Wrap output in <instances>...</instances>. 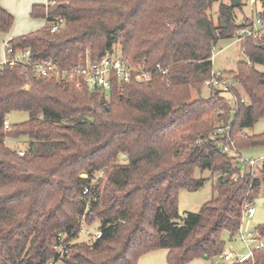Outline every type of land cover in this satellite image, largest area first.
<instances>
[{
	"label": "trees",
	"instance_id": "16d2710c",
	"mask_svg": "<svg viewBox=\"0 0 264 264\" xmlns=\"http://www.w3.org/2000/svg\"><path fill=\"white\" fill-rule=\"evenodd\" d=\"M55 2L47 9L34 5L31 16L60 17L64 27L51 32L43 26L11 38L15 51L29 49L34 61L72 67L86 51L98 58L118 47L131 64L144 63L152 78L121 83L113 78L105 94L36 78L21 66L0 70V264H48L58 256V234L66 246L63 264H137L157 250L167 252V264L219 258L222 233L230 239L238 234L243 205L264 185V163L257 176L238 163L241 151L264 146V133L244 131L264 118V72L256 69L264 68V33L240 42L247 60L237 62L230 77L219 72L236 85L232 112L222 94L211 91L203 98L201 87L213 73L212 48L252 26L236 22L241 5ZM214 5L216 18L209 15ZM253 7L264 19V0H254ZM13 21L0 6V36ZM155 64L168 68L167 76L153 71ZM13 112L29 118L5 128ZM226 127L238 157L220 148L225 134L213 138L216 128ZM20 141L26 142L24 150L13 147ZM204 172L215 177L216 196L198 213L180 218L178 191L199 190L210 179ZM90 216L97 221L94 234L74 239ZM256 230L264 238V225ZM253 255L256 264H264V248Z\"/></svg>",
	"mask_w": 264,
	"mask_h": 264
},
{
	"label": "built area",
	"instance_id": "2783aa9c",
	"mask_svg": "<svg viewBox=\"0 0 264 264\" xmlns=\"http://www.w3.org/2000/svg\"><path fill=\"white\" fill-rule=\"evenodd\" d=\"M56 4L55 0H48L45 4L46 9L53 7ZM250 6H253L254 0H249ZM251 28L247 31H239L235 40L239 43L244 39L245 36H251L253 38L259 37L260 34L264 33V19L258 18L256 15L251 20ZM63 24V19L60 17H55L52 21H46L44 26L49 28L51 32H56L60 29ZM0 70L4 67L21 66L30 70V73L36 78H47L54 80L55 82H60L64 84L73 85L76 89H86L89 92L101 91L105 94L109 93L111 79L115 78L119 83L127 82L131 79L135 81L148 82L152 78V73L145 67L144 63L133 65L125 57L121 55V51L118 48H111L106 50L98 58H92L90 52L86 51L84 56L81 57L78 63L74 64L72 67H61L55 60L52 59H43L41 61H34L31 59L30 50L15 51L13 47L8 43V41H3L0 43ZM242 52V50H241ZM215 53V47L211 50V60L213 61ZM249 65V62H247ZM153 71L161 73L163 76H167L168 68H163L159 64H155ZM202 86L211 91H218L222 95H227L228 97L232 96V89L236 87L235 83L229 78L220 76L219 73H212L211 78L205 80L202 83ZM27 88V87H25ZM239 101L245 103L243 95H240ZM236 104L231 109L232 112L235 111ZM5 128H8L10 122L5 119L4 121ZM229 127L226 128H216L213 134V138L217 136H222L225 134L226 141L220 143V148L223 152L239 156V150L234 146L233 140L229 138ZM20 155H24L22 151L18 152ZM261 161L260 166L264 163V157L259 160ZM238 163L245 165V172H249L251 175H255L260 168L257 167L258 163L253 160L244 161L241 159V156L238 158ZM89 190L85 189L83 194H88ZM93 200L95 197L93 196ZM243 219H249L255 215V209L252 206V203L243 205ZM93 217V216H91ZM93 219V218H92ZM84 221L82 220L79 227V233L74 238L79 237L81 232V226ZM100 232H96L95 237H100ZM239 240L244 245L246 252L243 254L240 253H226L221 254L220 258L223 263H244L247 261H252L253 264H256L254 261L253 251L260 250L264 248V238L260 237L257 230L249 231L243 234L240 231L236 235ZM64 236L63 234H58L55 240V251L57 253V258L51 260L48 264H63V257L66 252L65 245L63 243Z\"/></svg>",
	"mask_w": 264,
	"mask_h": 264
},
{
	"label": "rangeland",
	"instance_id": "374dc122",
	"mask_svg": "<svg viewBox=\"0 0 264 264\" xmlns=\"http://www.w3.org/2000/svg\"><path fill=\"white\" fill-rule=\"evenodd\" d=\"M224 3H227V1H224ZM240 8L241 10L236 11V22L239 24L246 23L250 24L252 18L255 17V9L253 6H250L248 0H241L240 2ZM212 11L209 12L210 16H213L216 18L217 15V8L216 5L212 7ZM249 30V29H247ZM118 48V47H115ZM246 61L247 58L244 54L241 52L240 43L234 39L228 40V41H219V43L215 46V53L214 58L212 61V70L213 73H224L228 77H230L229 74L235 72V66L237 62L239 61ZM256 69L260 72H264L263 67H256ZM210 95V91L205 88L201 87V96L203 98H208ZM226 101L229 102V107L232 109L234 107V104H236V101L234 99V96L228 97L227 95H223ZM232 117V116H231ZM29 116L26 113H18L13 112L12 114L8 115L6 117L7 121L11 124L14 123H20L23 121L28 120ZM232 120V118H231ZM245 131V134L248 135H260L264 133V118H261L258 120L252 127L247 128ZM13 146V144H12ZM13 147L20 148L21 150H24L26 148V142L20 141L19 143H16ZM241 159L246 161L247 160H253L258 163L257 167L260 166L261 160L264 157V146L259 148H248L247 150L241 151ZM262 166H260L259 170ZM241 169H245V165H241ZM255 172V175H258V172ZM203 178H210L205 181L203 186L196 191H189L180 189L178 191V206L177 210L179 211L180 218L184 217L187 212L192 213H198L200 211L201 206L216 196V194L212 191V185L213 182L216 181L215 177H211L209 172H204L201 175ZM84 177V174H83ZM196 178H199V175L196 173ZM252 206L255 209V215L249 219L244 218L242 220V227L241 231L243 234L249 231H253L259 226L264 225V185L261 187L259 191V195L254 199L252 202ZM93 218V219H92ZM90 224H86L84 221L81 226V232L79 234V238H84L88 234H94L97 226V221L94 217L90 216ZM222 241L225 242L224 251L222 254L226 253H240L243 254L246 252V249L242 242L239 240L237 236H234V238L230 239L227 232H223L221 236ZM167 252L165 250H157L155 252L147 253L143 256H141V259L138 261L137 264H167ZM188 264H233L232 262L229 263H223L222 259L217 257L212 260H206V259H196Z\"/></svg>",
	"mask_w": 264,
	"mask_h": 264
},
{
	"label": "crops",
	"instance_id": "0c3cea01",
	"mask_svg": "<svg viewBox=\"0 0 264 264\" xmlns=\"http://www.w3.org/2000/svg\"><path fill=\"white\" fill-rule=\"evenodd\" d=\"M47 1L48 0H0L1 8L14 18L10 32L0 36V43L9 41L14 37L25 35L28 32L42 29L45 24V19L33 18L30 12L34 5H45Z\"/></svg>",
	"mask_w": 264,
	"mask_h": 264
},
{
	"label": "water",
	"instance_id": "95a60500",
	"mask_svg": "<svg viewBox=\"0 0 264 264\" xmlns=\"http://www.w3.org/2000/svg\"><path fill=\"white\" fill-rule=\"evenodd\" d=\"M240 4V0H230V6L233 7V8H236L238 7ZM64 25H61L60 28H63ZM261 48L264 50V44L261 45ZM125 157V155H121V159H123Z\"/></svg>",
	"mask_w": 264,
	"mask_h": 264
}]
</instances>
